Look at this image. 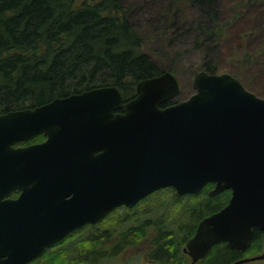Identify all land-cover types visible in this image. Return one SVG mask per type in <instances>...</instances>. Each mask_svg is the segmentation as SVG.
Returning <instances> with one entry per match:
<instances>
[{"label":"water","instance_id":"obj_1","mask_svg":"<svg viewBox=\"0 0 264 264\" xmlns=\"http://www.w3.org/2000/svg\"><path fill=\"white\" fill-rule=\"evenodd\" d=\"M192 86L162 106L181 91L165 71L140 80L135 98L108 85L0 114V264H29L162 188L182 196L209 183L211 196L230 189L231 198L184 251L195 264L221 242L248 250L254 228L264 230V97L230 72L202 70ZM40 134V143L15 146ZM263 259L264 248L232 264Z\"/></svg>","mask_w":264,"mask_h":264},{"label":"trees","instance_id":"obj_2","mask_svg":"<svg viewBox=\"0 0 264 264\" xmlns=\"http://www.w3.org/2000/svg\"><path fill=\"white\" fill-rule=\"evenodd\" d=\"M123 1L85 0L76 6L75 0H0V114L108 85L131 99L140 80L165 71L181 86L186 55L190 82L202 70L221 73L228 56L231 69L223 72L255 92L247 78L264 68V20L258 28L250 23L264 0H236L226 10L219 0H167L163 15L149 18L148 25L132 21ZM186 7L200 15L188 17ZM213 187L185 194L189 198L181 199L174 214L169 206L183 195L165 199L171 187L157 190L134 207H118L101 222L74 230L29 264H193L184 251L187 241L204 217L231 198L230 189L211 196ZM152 196L159 199L148 205ZM125 208L131 213L121 214ZM263 246L264 230L255 227L247 251L221 242L195 264H232Z\"/></svg>","mask_w":264,"mask_h":264},{"label":"rangeland","instance_id":"obj_3","mask_svg":"<svg viewBox=\"0 0 264 264\" xmlns=\"http://www.w3.org/2000/svg\"><path fill=\"white\" fill-rule=\"evenodd\" d=\"M85 1V0H75V5L76 6H80V4ZM89 1H96V0H89ZM167 0H124L123 2L125 3L126 6H128L129 8V15L132 21H136L138 22L140 25L144 24L146 22V24H149V18H151L152 16H154L155 20H157L160 16H162L163 14L160 13V11H163V6L165 4ZM236 0H219V6L223 7L225 10L227 8H229ZM136 5V7H135ZM263 6V5H262ZM259 6L258 9L260 8L259 12L257 13L256 17L254 18V20L250 23L251 25H253L254 28H258V26L263 22L264 20V6ZM190 8L191 11L189 12V14L187 15L188 17L192 16V15H200L198 10L195 9V7H186V9ZM251 13V12H250ZM248 15V13H247ZM186 16V17H187ZM183 17H181V22L180 23H185L183 21ZM236 43V39L234 37V40L232 42H230L227 45V50L230 49L231 45ZM191 51H192V47H188ZM182 61L185 63L184 68H185V74L187 75H180V79L182 80V85H181V90H182V95L179 97H186L188 95H190L191 92L194 91L193 86H192V80L190 82V79H188V76L190 73V69H189V55H186L185 59H182ZM222 69L220 70V72L223 71H228L229 69H231V63H230V58L228 56H225V61H222ZM248 81H250V85L253 88L252 90H254L255 92H257L258 94H260L261 96H264V68H258L256 69L255 73H254V78L252 77V75H250V78L248 76L247 78ZM257 94V95H258ZM259 95V96H260ZM173 194H176V190L175 188L171 187L170 191L168 193H166V195L164 196L165 199H169L171 198V196ZM188 195V194H186ZM178 196V195H177ZM181 197V196H179ZM184 197V195L177 201L178 204L174 205V206H169L170 207V212L174 214L176 211H174L176 209V207H178L181 203V199ZM189 198L188 196H185L183 199H187ZM157 199H159V197L157 196H152L149 199L148 205L154 204ZM139 210L136 209V212H138ZM125 213H131V210L126 209L124 210V212H121V214H125ZM158 215L155 213L154 217H157ZM118 215L115 214L112 216V219L115 220L117 219ZM244 264H264V259L263 260H258V261H251L248 263H244Z\"/></svg>","mask_w":264,"mask_h":264},{"label":"flooded vegetation","instance_id":"obj_4","mask_svg":"<svg viewBox=\"0 0 264 264\" xmlns=\"http://www.w3.org/2000/svg\"><path fill=\"white\" fill-rule=\"evenodd\" d=\"M136 96V95H135ZM135 96H133L132 98H135ZM47 137L44 135V134H40V135H38V136H35L34 138H32V139H29V140H27V141H22V142H19L18 144H16L15 146L16 147H19V146H27V145H30V144H35V143H40V142H42V141H44L45 139H46ZM212 184H214V183H212ZM208 186V184L202 189V191L206 188ZM19 194H20V192L18 191V190H16V191H13L11 194H10V197H17V196H19ZM56 244V243H55ZM54 244V245H55ZM53 245V246H54ZM263 248H264V246H263ZM263 248H262V251H263ZM245 251H247V250H245ZM261 251V252H262ZM260 252V253H261ZM251 256V255H250ZM253 256V255H252Z\"/></svg>","mask_w":264,"mask_h":264},{"label":"bare ground","instance_id":"obj_5","mask_svg":"<svg viewBox=\"0 0 264 264\" xmlns=\"http://www.w3.org/2000/svg\"><path fill=\"white\" fill-rule=\"evenodd\" d=\"M214 73V72H213ZM211 187V186H210ZM188 199V198H187Z\"/></svg>","mask_w":264,"mask_h":264}]
</instances>
